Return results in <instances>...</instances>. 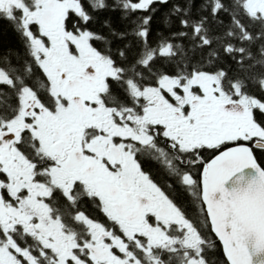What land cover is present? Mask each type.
Listing matches in <instances>:
<instances>
[{
  "label": "snow or ice",
  "instance_id": "snow-or-ice-1",
  "mask_svg": "<svg viewBox=\"0 0 264 264\" xmlns=\"http://www.w3.org/2000/svg\"><path fill=\"white\" fill-rule=\"evenodd\" d=\"M0 21V264H264V0H0Z\"/></svg>",
  "mask_w": 264,
  "mask_h": 264
},
{
  "label": "trees",
  "instance_id": "trees-1",
  "mask_svg": "<svg viewBox=\"0 0 264 264\" xmlns=\"http://www.w3.org/2000/svg\"><path fill=\"white\" fill-rule=\"evenodd\" d=\"M166 12H167V8H161L160 13L157 14V19L160 18L161 13H166ZM194 14H195V10H194ZM113 19L118 23V14H114ZM225 23H227V18H225ZM157 27L158 25L154 23L153 28L156 29ZM153 39H155V36L153 37ZM0 44H2L4 48H19L20 47L16 33L12 30L11 25H9L6 21H0ZM146 168L151 173L159 174L160 177H162L163 179H165V181L170 183L169 176L165 174L167 172L163 164L157 165L155 163H151L147 165ZM177 193L181 195L177 197V199L181 203H183V205L189 206V208H187V212L191 215L193 212V209L189 202V198L185 194L182 195L179 191H177Z\"/></svg>",
  "mask_w": 264,
  "mask_h": 264
},
{
  "label": "flooded vegetation",
  "instance_id": "flooded-vegetation-1",
  "mask_svg": "<svg viewBox=\"0 0 264 264\" xmlns=\"http://www.w3.org/2000/svg\"><path fill=\"white\" fill-rule=\"evenodd\" d=\"M141 163H142V167L144 168V170L146 172H148L151 177L155 180V182L158 183L159 186L162 187V189H164L166 192H169L170 194H172L174 196V198L177 200L178 203H180L182 205V207L185 208V210L187 211V208H189V206H185L183 205V203H181L177 197L181 196L179 193L175 192V193H171V190L169 188L166 187V185L168 184L167 181H165V179H163L162 177L159 176V174L157 173H151L146 167L147 165L151 164V163H155L157 165H161L162 163H160L159 161L154 160L152 157L150 156H143L141 157ZM167 174V173H165ZM182 195L184 194L183 192L179 191ZM215 259H219L222 260L223 258L220 256L219 251L217 252V255L215 257Z\"/></svg>",
  "mask_w": 264,
  "mask_h": 264
}]
</instances>
